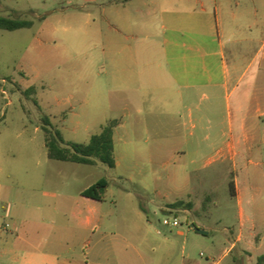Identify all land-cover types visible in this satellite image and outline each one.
I'll list each match as a JSON object with an SVG mask.
<instances>
[{"label":"rangeland","instance_id":"374dc122","mask_svg":"<svg viewBox=\"0 0 264 264\" xmlns=\"http://www.w3.org/2000/svg\"><path fill=\"white\" fill-rule=\"evenodd\" d=\"M189 6L177 0H0V18L33 24L0 29V264H25L2 255L21 232L40 249L61 237L69 264H158L168 252L177 264L184 239L191 240L194 258L208 264L212 243L237 235L230 184L247 181L244 160L207 169L190 164L182 111L173 96H160L152 77L165 68L157 48L171 38L163 26ZM153 61L161 69L147 66ZM31 87L35 93L27 96ZM132 89L139 96H128ZM44 115L65 141L76 143L118 120L116 168L48 161ZM58 173L60 181L48 179ZM102 179L109 183L101 207L105 224L95 233L82 231L72 216L74 202ZM61 192L65 201L56 215L53 194ZM179 200L181 210L170 207ZM175 217L179 227L163 224ZM60 223L66 228L57 229Z\"/></svg>","mask_w":264,"mask_h":264},{"label":"crops","instance_id":"0c3cea01","mask_svg":"<svg viewBox=\"0 0 264 264\" xmlns=\"http://www.w3.org/2000/svg\"><path fill=\"white\" fill-rule=\"evenodd\" d=\"M177 1L190 6L177 11L167 19L168 26H163L171 39L157 48L165 58V68L152 73L155 89L160 96H173L182 111L180 126L190 164L207 169L241 158L247 171L243 185L233 181L238 233L215 240L207 263L253 264L255 257L256 264H264V0ZM147 66L161 69L162 64L153 61ZM128 96H139L138 89H132L131 94L129 90ZM62 175H48V179L60 181ZM93 185L80 191L72 216L82 231L95 233L105 224V216L101 208L104 201L83 196ZM53 197L57 215L62 213L65 196L61 192ZM66 226L60 223L56 228ZM178 234L184 237L182 231ZM16 235L13 242L4 245L2 255L12 253L25 264H69L60 236L52 245L46 240L45 248L40 249L25 233ZM190 242L184 239L177 264H202L188 248ZM26 246L29 249L22 250ZM173 261L168 252L158 264Z\"/></svg>","mask_w":264,"mask_h":264},{"label":"trees","instance_id":"16d2710c","mask_svg":"<svg viewBox=\"0 0 264 264\" xmlns=\"http://www.w3.org/2000/svg\"><path fill=\"white\" fill-rule=\"evenodd\" d=\"M32 25L30 21L0 18V29L6 31L29 29ZM24 93L29 96L35 93V88L31 87ZM33 103L38 105V101L35 98L33 99ZM117 126L118 120H112L99 134L91 136L87 143L67 142L63 138L62 133L54 127L50 117L44 115L42 117V129L45 134L47 156L50 160L54 161L79 165H96L97 163H101L110 169H115L117 162L115 158L114 131ZM108 186V181L102 179L85 190L83 196L97 201H104V195ZM230 190L234 196V182H231ZM183 205H185L183 201H177L170 207L178 210ZM186 207V209H192V204H186Z\"/></svg>","mask_w":264,"mask_h":264},{"label":"built area","instance_id":"2783aa9c","mask_svg":"<svg viewBox=\"0 0 264 264\" xmlns=\"http://www.w3.org/2000/svg\"><path fill=\"white\" fill-rule=\"evenodd\" d=\"M163 224L165 226H171V227H175V228H177L181 225L177 217H175L173 220L165 219L163 221Z\"/></svg>","mask_w":264,"mask_h":264},{"label":"water","instance_id":"95a60500","mask_svg":"<svg viewBox=\"0 0 264 264\" xmlns=\"http://www.w3.org/2000/svg\"><path fill=\"white\" fill-rule=\"evenodd\" d=\"M193 227H194V225H193ZM195 230H196V232H198V233H200V234L206 235V232H204V231H201V230H199V229H195Z\"/></svg>","mask_w":264,"mask_h":264}]
</instances>
